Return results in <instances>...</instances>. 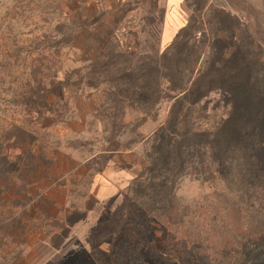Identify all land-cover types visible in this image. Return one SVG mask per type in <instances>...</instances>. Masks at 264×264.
<instances>
[{
	"label": "rangeland",
	"instance_id": "obj_1",
	"mask_svg": "<svg viewBox=\"0 0 264 264\" xmlns=\"http://www.w3.org/2000/svg\"><path fill=\"white\" fill-rule=\"evenodd\" d=\"M183 1L184 26L194 31L185 50L197 67L217 48L227 46L226 57L240 49L264 93V48L240 23L233 36L216 33L215 11L227 13L217 0ZM166 2L0 0V264H211L131 194L173 94L165 85L157 107H129L124 84L167 80L163 69L147 74L164 53ZM229 112L213 92L187 124L213 133ZM255 186L228 189L187 175L175 197L188 208L186 224L247 226L264 217V191Z\"/></svg>",
	"mask_w": 264,
	"mask_h": 264
},
{
	"label": "trees",
	"instance_id": "obj_2",
	"mask_svg": "<svg viewBox=\"0 0 264 264\" xmlns=\"http://www.w3.org/2000/svg\"><path fill=\"white\" fill-rule=\"evenodd\" d=\"M215 20L216 33L232 29L233 36V28L239 26L235 17L222 10L215 11ZM192 30L189 25L182 27L160 59L153 60L147 74L157 76L163 69L164 84L157 80L138 83L139 78L124 84L127 93H132L129 107H157L165 85L173 94L168 98L167 118L151 138L145 167L133 179L131 194L144 212L173 230L198 257H212L211 264H264V217H253L247 226L186 224L188 208L175 197L176 187L187 175L205 182L218 178L228 189H255L260 184L264 191V93L252 80V64L240 49L226 57L229 50L224 46L217 48L205 67H197V56L193 60V54L185 50L194 41ZM214 38L213 43L220 46V38ZM196 48L193 43L191 49L197 55ZM185 64L188 68L182 70ZM185 72H190L186 81ZM143 75L139 70V77ZM213 92L221 95L229 114L213 133L192 131L187 124L190 109ZM11 221L18 224L15 218ZM15 230L20 228L10 229Z\"/></svg>",
	"mask_w": 264,
	"mask_h": 264
},
{
	"label": "crops",
	"instance_id": "obj_3",
	"mask_svg": "<svg viewBox=\"0 0 264 264\" xmlns=\"http://www.w3.org/2000/svg\"><path fill=\"white\" fill-rule=\"evenodd\" d=\"M219 6L235 17L247 35L264 48V0H217ZM167 16L160 31L159 45L163 49L171 44L186 23L183 0H167Z\"/></svg>",
	"mask_w": 264,
	"mask_h": 264
},
{
	"label": "built area",
	"instance_id": "obj_4",
	"mask_svg": "<svg viewBox=\"0 0 264 264\" xmlns=\"http://www.w3.org/2000/svg\"><path fill=\"white\" fill-rule=\"evenodd\" d=\"M116 1H119V0H116Z\"/></svg>",
	"mask_w": 264,
	"mask_h": 264
}]
</instances>
